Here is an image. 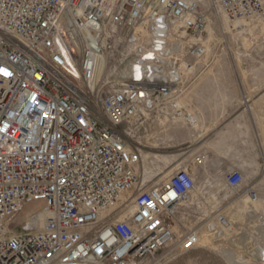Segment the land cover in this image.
Listing matches in <instances>:
<instances>
[{
  "label": "built area",
  "instance_id": "built-area-1",
  "mask_svg": "<svg viewBox=\"0 0 264 264\" xmlns=\"http://www.w3.org/2000/svg\"><path fill=\"white\" fill-rule=\"evenodd\" d=\"M212 11L258 18L264 0H0V264H162L198 246L199 229L178 233L176 222L205 156L143 185L129 135L154 106L195 120L159 52L172 30L191 40L186 64L201 58ZM138 24L152 38L127 60L118 46ZM126 61L128 74L113 77ZM223 180L236 188L244 175L231 169Z\"/></svg>",
  "mask_w": 264,
  "mask_h": 264
},
{
  "label": "rangeland",
  "instance_id": "rangeland-1",
  "mask_svg": "<svg viewBox=\"0 0 264 264\" xmlns=\"http://www.w3.org/2000/svg\"><path fill=\"white\" fill-rule=\"evenodd\" d=\"M151 31L138 24L127 31V38L146 48ZM165 37L164 51H170V57L167 54L160 63L175 68L180 77L174 86L178 103L198 125L191 128L192 124L168 114L167 106H154L142 126H134L129 135L141 153L140 181L157 186L195 153H203L205 163L191 166L196 188L179 206L176 222L178 233L198 228L199 244L162 264H264V16L229 20L212 11L201 38L205 52L199 59H190L189 65L184 54L191 40L172 30ZM131 43L118 46L129 53L127 60L134 56ZM126 63L118 66L113 77L128 74ZM110 73L105 68L101 75ZM247 85L249 101L243 103L240 95ZM231 94H237L236 100L225 101ZM190 146L196 149L188 152ZM231 169L244 175L236 188L223 180ZM251 188L258 192L255 202L247 197ZM28 212L30 208L19 215L20 223ZM41 223H32L31 228Z\"/></svg>",
  "mask_w": 264,
  "mask_h": 264
},
{
  "label": "bare ground",
  "instance_id": "bare-ground-1",
  "mask_svg": "<svg viewBox=\"0 0 264 264\" xmlns=\"http://www.w3.org/2000/svg\"><path fill=\"white\" fill-rule=\"evenodd\" d=\"M157 33H159V32H157ZM153 39H155V37H153ZM135 39H131V45L130 46H133L132 47V51H135V49L137 48V42H135L134 41ZM154 42V41H153ZM157 42L158 43H156L155 45L156 46H158V48H161L162 47V44H161V40H157ZM166 50V49H165ZM152 53H150V54H147L146 56L149 58V57H151L152 55H151ZM159 54L161 55V57L160 58H162L163 60H165V59H167L168 58V56H167V54L169 55L170 54V51H164V49L161 51V52H159ZM134 70H135V74L138 76V74H139V67L137 66V67H135L134 68ZM103 71V70H102ZM191 117H188L187 118V121H189V122H191V128H194V127H197V121L196 120H194L193 118L192 119H190ZM42 219H43V214H39L35 219H33V221H32V223L33 224H40V222L42 221ZM223 225V224H222ZM223 226H225V225H223Z\"/></svg>",
  "mask_w": 264,
  "mask_h": 264
},
{
  "label": "crops",
  "instance_id": "crops-1",
  "mask_svg": "<svg viewBox=\"0 0 264 264\" xmlns=\"http://www.w3.org/2000/svg\"><path fill=\"white\" fill-rule=\"evenodd\" d=\"M240 88H241V87H240ZM248 89H249V85H247V86L245 87V90H244V88L242 87V93H243V94L241 93L240 97H241V98H244V99H243V103H247V102L249 101L248 97H246V91H247ZM227 97H228V98H227L225 101L236 100V98H237V94H231V95H229V96H227ZM246 109H247V110H250V109H251V106H250L249 104H247ZM175 127L180 128V126H175ZM194 149H196V147H194V146H190L188 152H192V151H194ZM197 167H198V166H197Z\"/></svg>",
  "mask_w": 264,
  "mask_h": 264
}]
</instances>
